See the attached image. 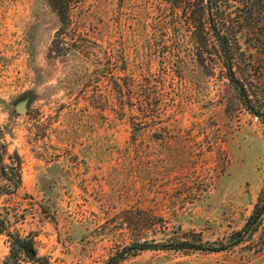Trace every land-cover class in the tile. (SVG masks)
Wrapping results in <instances>:
<instances>
[{
	"label": "rangeland",
	"instance_id": "obj_1",
	"mask_svg": "<svg viewBox=\"0 0 264 264\" xmlns=\"http://www.w3.org/2000/svg\"><path fill=\"white\" fill-rule=\"evenodd\" d=\"M197 3L87 0L74 17L95 41L84 57L51 49L59 19L46 0H0V130L22 181L0 195V264H109L138 241L218 243L245 224L264 184V124L217 57L198 60ZM237 38L264 86V29ZM116 264H264V220L230 249Z\"/></svg>",
	"mask_w": 264,
	"mask_h": 264
},
{
	"label": "trees",
	"instance_id": "obj_2",
	"mask_svg": "<svg viewBox=\"0 0 264 264\" xmlns=\"http://www.w3.org/2000/svg\"><path fill=\"white\" fill-rule=\"evenodd\" d=\"M46 1L59 19V27L52 39L51 49L61 56L66 55L69 50H74L84 57L96 55L93 50L95 41L80 28L79 21L74 18L75 15L79 16L84 11L87 0ZM188 24L194 28L192 29V33H194L192 40L197 45V57L200 63L217 57L224 77L234 88L240 104L264 124V86L258 85L252 80L249 63L246 62L237 38V33L246 25H255L257 28L264 29V0H199V5L197 3L196 8L191 9L190 7ZM108 68L112 73L113 67ZM0 178L5 183L0 187V195L15 193L22 182L18 156L8 153L1 130ZM263 220L264 184L245 224L224 240L215 243L204 241L196 235H187L183 239H175L169 243L138 241L124 247L117 256L110 257L109 264H116L132 252L147 249H185L212 252L230 249L250 239L257 232ZM3 230L0 228V233ZM14 245L28 253L31 248L28 242L18 237H15Z\"/></svg>",
	"mask_w": 264,
	"mask_h": 264
},
{
	"label": "water",
	"instance_id": "obj_3",
	"mask_svg": "<svg viewBox=\"0 0 264 264\" xmlns=\"http://www.w3.org/2000/svg\"><path fill=\"white\" fill-rule=\"evenodd\" d=\"M19 110H21V107L19 108ZM29 253H30L31 255H33V254L35 253L34 249L29 248Z\"/></svg>",
	"mask_w": 264,
	"mask_h": 264
}]
</instances>
